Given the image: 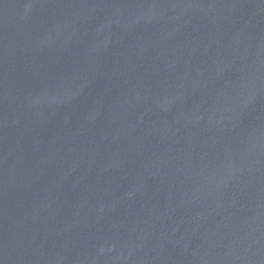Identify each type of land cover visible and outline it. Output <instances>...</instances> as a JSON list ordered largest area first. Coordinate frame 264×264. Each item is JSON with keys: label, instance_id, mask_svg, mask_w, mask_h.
Segmentation results:
<instances>
[{"label": "water", "instance_id": "1", "mask_svg": "<svg viewBox=\"0 0 264 264\" xmlns=\"http://www.w3.org/2000/svg\"><path fill=\"white\" fill-rule=\"evenodd\" d=\"M0 264H264V0H0Z\"/></svg>", "mask_w": 264, "mask_h": 264}]
</instances>
